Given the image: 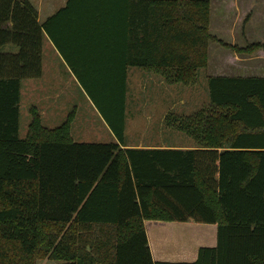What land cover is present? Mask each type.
Masks as SVG:
<instances>
[{
  "label": "trees",
  "instance_id": "obj_1",
  "mask_svg": "<svg viewBox=\"0 0 264 264\" xmlns=\"http://www.w3.org/2000/svg\"><path fill=\"white\" fill-rule=\"evenodd\" d=\"M211 3L68 0L40 23L30 0H0V264H264V78L208 77L211 102L167 120L194 148H122L129 69L197 84L218 41ZM46 36L115 142H76L75 111L51 129L36 107L21 137L23 81L42 76ZM145 221L217 225V245L155 262Z\"/></svg>",
  "mask_w": 264,
  "mask_h": 264
},
{
  "label": "rangeland",
  "instance_id": "obj_2",
  "mask_svg": "<svg viewBox=\"0 0 264 264\" xmlns=\"http://www.w3.org/2000/svg\"><path fill=\"white\" fill-rule=\"evenodd\" d=\"M257 1L258 0H250V2H248L247 0L248 3L244 2V5L241 0H212L209 30L211 35L218 41L209 42L208 66H210V68L207 69V66L206 69L200 70L198 74L199 81L196 85H186L183 83L170 84L166 82L164 77L155 73L152 74L157 81L145 78V82L140 80L137 85L136 74H134L132 78H130V75L134 70L143 69L138 67L130 68L127 96L128 122L126 141L129 139L130 142L132 141L134 144H138L141 141L149 143L152 140L160 141L164 137H169L168 139L170 141L178 145L189 142L186 141V137L183 133L178 131L175 127L168 125L167 120L171 119V115L191 114L201 106H206L208 104V102L182 101H189L193 96H198L201 99L207 100L209 97L206 90V79L209 75L214 73V71H216V73L234 75L231 74L235 73L232 72L231 66V56L233 53L243 56L251 55L259 51L253 53H239L232 48L235 46L239 49L247 48L252 44H256L251 43L252 40L254 41L258 37L261 38L264 36V32L262 31L264 22V0H262L261 3ZM242 24L244 25V29H241ZM242 30L247 33L248 30L250 32V41L247 40L246 44L240 41L241 38L239 35ZM253 31L255 32L253 33ZM241 45H247V47H241ZM210 63L211 65H209ZM160 81H164L165 86L162 85ZM24 84L21 102V137H25L27 134L31 117L29 110L33 105L38 106L40 109H42V105H44L45 117H47V115L51 116L54 112L57 113L58 105L68 102L70 103L69 113L72 110L77 111V118L76 122L74 121L73 127L75 131L77 129L84 131L82 134L83 142L101 141L106 143L109 141L106 139H98V134H109L110 128L98 109L92 104L93 101L90 99L88 93L76 76L71 72L69 66L66 63H62L60 54L48 38H45L43 73L41 78L27 79ZM29 84H34L38 92L45 89L48 93L55 94L57 91L60 98L54 105L55 108L51 109L49 106L46 108L47 104L45 102H37L36 94L32 99L30 98L27 100L25 93L26 87ZM135 94L136 98H134ZM67 118L68 115L65 118L63 117V119L56 116V120L46 121V125L55 128L63 124ZM163 118L164 120L162 121ZM192 225L198 226V228L201 229L204 227L209 228L210 232H213L216 228L214 225ZM191 231L193 233L192 237L201 233L200 229L197 231L185 229L184 233L186 234ZM210 232L208 233L210 234ZM181 236L182 238L185 237L183 234ZM209 243H211L210 240ZM38 264H58V262L47 259L40 261Z\"/></svg>",
  "mask_w": 264,
  "mask_h": 264
},
{
  "label": "crops",
  "instance_id": "obj_3",
  "mask_svg": "<svg viewBox=\"0 0 264 264\" xmlns=\"http://www.w3.org/2000/svg\"><path fill=\"white\" fill-rule=\"evenodd\" d=\"M261 1L262 0H258L257 2L261 3ZM31 2L33 3V5L38 10L39 22L44 23L49 17L53 16L60 9L65 7L68 0H32ZM241 2L242 3H244V2L248 3V2H250V0H248V2H247V0H241ZM245 3H244V5H245ZM242 26H241V29H244L243 24H242ZM262 28L264 29V22H263ZM263 29H262V31L264 32ZM254 32L255 31H253V33ZM249 36H250L249 30H248V33L245 32L244 30H242V32L239 35V37L241 38L240 41H243L244 44H246L247 40L250 41ZM246 37H247V39H246ZM45 38L49 39L48 36H46ZM257 42L264 44V36H262L261 38L258 37L254 41L253 40L251 41V43H257ZM44 44H45V39H44ZM54 47H55V45H54ZM241 47H247V45H241ZM55 49L58 51V49L56 47H55ZM6 50L16 51V49L14 47H11V46H8L6 48ZM43 51H44V45H43ZM54 52H55V50H54ZM58 53L60 54L59 51H58ZM60 56H61L62 63L67 64V62L65 61L63 56L61 54H60ZM231 59H232L231 60L232 72H235V73H231V74H234V75H227L225 73L221 74V73H216V71H214V73H212V74H215V75L211 74V75H209V77L210 76H230V77H262V78H264V49H261L257 53H254L251 55H243L242 56V55H237V54L233 53L231 56ZM209 65H211V63ZM209 68H210V66L207 67V69H209ZM203 69H206V68H203ZM145 73H146V75H145ZM134 74H136V84L137 85L139 84L140 80L145 82V78H149V79H153V80L157 81V79L154 78L152 72H148L146 70H134L131 73V75L129 72L130 78H132V76ZM35 79H37V78H35ZM26 81H27V79L23 81L22 91H23V87L25 85L24 83H26ZM160 83L165 86L164 81H160ZM26 88L27 89H26L25 96H26L27 100H29L30 98L32 99L36 94L37 95L36 96L37 102H41V103L45 102L47 104L46 108H48V106H49L51 109H54L55 108L54 105L56 104V102L60 98L57 91L55 94L48 93L45 89L41 92H38L37 87H35L34 84H29V85H27ZM128 89H129V86H128ZM206 90L208 92L207 94L209 97L207 100L201 99L198 96H195V97L193 96L189 101H182V102H211L210 96H209L210 95L209 89H208V79H206ZM22 96H23V93L21 94V102H22ZM134 98H136V94H135ZM90 103H92V102H90ZM32 107H36L39 110V112L41 114L43 125L45 127L48 126V125H46V121L56 120V116H59V118L63 119V117L65 118L67 115L69 116V114H71L72 111H75L74 121L76 122L77 111L72 110L69 113L70 103H68V102L63 103L62 105H58L57 106L58 107L57 113L54 112L51 116L47 115V117H45V109H44L45 106L44 105H42V109H40L36 105H33ZM20 108H21V103H20ZM196 111H194V112H196ZM186 115H188V114H186ZM163 120H164V118L162 119V121ZM30 121H31V117H30ZM74 121H73V125H74ZM29 124H30V122H29ZM73 125H72V130H71L72 138L76 142H83L82 141V134L84 131L79 130V129H77L75 131V128L73 127ZM48 128L53 129V127H49V126H48ZM55 128H57V127H55ZM103 135L104 134H98V139L99 140H102V139L109 140L106 143L116 141V137L112 133L111 129H110L109 134L104 135V136ZM184 135L186 137V141H189V142H186V144H181V145L175 144L168 139L169 137H164L160 141L152 140L149 143H145L146 141L145 142L141 141L138 144H134V143H132V141L130 142V140L127 139V141L125 143V147H122V148L123 149L124 148H141V149L142 148H168L170 146L194 148L196 146V143L193 140V138H191L190 136H188L186 134H184ZM99 143H103V142L100 141ZM192 224H195V223H191V222H189V223H177V222H163V221H145L147 236H148L149 245H150L153 260L155 262H162L163 261V262H172V263H194L198 259L200 248H202V247H215L217 245V240H218V227H217V225H214V226H216L215 230L213 232H210L209 228L204 227L201 229V228H198V226H193ZM196 225H201V224H196ZM204 226H211V225H204ZM185 229L196 230V231L200 229L201 235L199 234V235L192 237V235H193L192 231L185 234L184 233ZM208 232H210V234ZM182 234L185 235L184 238H182V236H181ZM211 238H212V240H211ZM209 240L211 241V243H209ZM45 260H47V259H45Z\"/></svg>",
  "mask_w": 264,
  "mask_h": 264
}]
</instances>
